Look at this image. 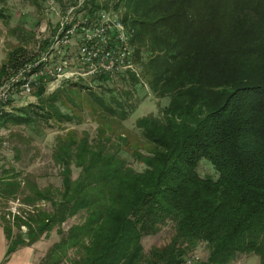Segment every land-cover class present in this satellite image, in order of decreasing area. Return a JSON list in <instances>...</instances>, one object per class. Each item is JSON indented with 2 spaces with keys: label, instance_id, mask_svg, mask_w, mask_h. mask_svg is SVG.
<instances>
[{
  "label": "trees",
  "instance_id": "16d2710c",
  "mask_svg": "<svg viewBox=\"0 0 264 264\" xmlns=\"http://www.w3.org/2000/svg\"><path fill=\"white\" fill-rule=\"evenodd\" d=\"M23 1L37 6L42 0ZM7 2L0 0V17ZM87 2L88 14L106 8ZM113 7L127 26L138 75L167 101L134 120L136 140L144 145L98 127L91 136L86 130L56 136L59 185L25 179L26 207L10 218L0 215L1 261L54 229L58 238L37 264H179L199 243L206 256L197 264H228L249 253L264 264V0H114ZM24 51L19 44L9 50L0 78L26 60ZM138 75L126 69L86 79L116 76L135 84ZM69 87L42 97L45 86L35 85L37 101L3 110L0 127L74 122L59 108L60 92ZM123 93L89 97L120 123L131 110ZM123 152L141 168L131 167ZM201 157L215 177L198 174ZM7 177L0 178L5 198L20 184ZM166 225L169 240L145 251L141 238Z\"/></svg>",
  "mask_w": 264,
  "mask_h": 264
},
{
  "label": "rangeland",
  "instance_id": "374dc122",
  "mask_svg": "<svg viewBox=\"0 0 264 264\" xmlns=\"http://www.w3.org/2000/svg\"><path fill=\"white\" fill-rule=\"evenodd\" d=\"M96 1L98 3L104 2L106 5V8L101 5L99 8L113 10L118 16L120 15L121 10L118 7H113L114 0ZM72 2H75V0H42L36 6L23 0H8L3 7V13L6 16L4 18L0 17V63L6 60L9 50L18 44L25 49L23 54L27 57L26 60H29V58L31 60V58L38 55L45 43L44 41L48 40L55 29L59 14L66 5ZM89 3L85 2L86 9ZM21 64H18L12 71H10L11 69L8 70L6 75L0 78V83L11 72L18 69ZM134 69L135 71L133 72L138 75L139 69L135 64ZM67 80L68 82H65ZM43 84L38 83L37 85ZM44 86L45 91L42 97H45L55 88L70 86L65 94L62 91L60 92L63 95V99L61 98L63 103L59 105V108L63 112L72 114L74 122H53V126L51 125L50 127H46L43 123L27 126L7 124L0 127V178L8 176V180L20 182L14 196L5 198L0 195V215H4L5 218H10L16 210H22V208L26 207L21 201L23 196L21 191H26L24 188L26 178L33 179L39 187L46 184L59 185L58 166L52 159L56 136L64 137L70 134L79 136L82 130H86L91 136L98 127L103 132L111 133L112 135H123L126 138V143L132 146L144 145V143H138L136 140V130L133 127L134 120L144 114L157 113L167 101L165 97L157 98L154 96L140 75H138V81L135 84L127 78L114 76V78H109V80L57 78L45 83ZM124 90L128 91L127 95L131 103V110L128 109V115L120 123L100 112L99 105L89 97L90 93H94L106 100L112 94L124 96ZM10 96L13 98H11L10 103L7 102L5 110H14L19 106L37 101L32 88L27 91H19L17 89L13 94L9 95V98ZM123 154L131 167L137 170L141 168L142 165L140 163L135 162L128 154L124 152ZM196 170L200 176H216L211 164L203 157L199 159ZM76 172L77 170L72 168V177L76 175ZM37 204L39 207H47L45 201H40ZM78 219L79 216L72 217L66 224ZM66 224L64 223L63 226H66ZM23 229L21 227V230ZM171 235L172 228L170 225H166L154 235L143 236L141 243L146 251L151 245L160 246L165 244ZM57 238L58 235L52 229L48 236L37 240L38 250L45 252L50 243ZM193 254L198 256V260L193 262V264H197L198 261L205 258L206 249L202 243L197 245ZM257 263L258 256L254 253H249L237 255L228 264Z\"/></svg>",
  "mask_w": 264,
  "mask_h": 264
},
{
  "label": "built area",
  "instance_id": "2783aa9c",
  "mask_svg": "<svg viewBox=\"0 0 264 264\" xmlns=\"http://www.w3.org/2000/svg\"><path fill=\"white\" fill-rule=\"evenodd\" d=\"M75 0L59 14L55 29L35 57L23 61L0 83V108L7 106L10 94L17 89L27 91L38 83L55 79L86 78L101 73L134 69L130 48L126 45V29L115 11L99 8L88 14L83 3ZM34 66L29 82H21V71ZM43 84V85H44ZM198 260L190 254L179 264Z\"/></svg>",
  "mask_w": 264,
  "mask_h": 264
},
{
  "label": "crops",
  "instance_id": "0c3cea01",
  "mask_svg": "<svg viewBox=\"0 0 264 264\" xmlns=\"http://www.w3.org/2000/svg\"><path fill=\"white\" fill-rule=\"evenodd\" d=\"M0 229V264H37L41 257L42 251L38 250L37 241L30 245L18 247L14 250L5 261H1L5 248V240ZM42 252V253H41Z\"/></svg>",
  "mask_w": 264,
  "mask_h": 264
},
{
  "label": "bare ground",
  "instance_id": "6f19581e",
  "mask_svg": "<svg viewBox=\"0 0 264 264\" xmlns=\"http://www.w3.org/2000/svg\"><path fill=\"white\" fill-rule=\"evenodd\" d=\"M126 27H125V29H126V32L128 33V30ZM128 35H129V33L126 35V45L130 48V57H132V49H131V46H130V43L128 40ZM32 75H34V66H26L21 71V82H29L32 79ZM5 109H6V106L0 108V113H2V111Z\"/></svg>",
  "mask_w": 264,
  "mask_h": 264
}]
</instances>
